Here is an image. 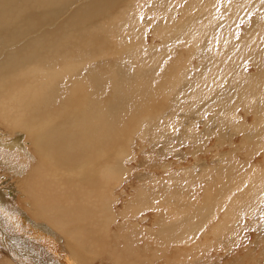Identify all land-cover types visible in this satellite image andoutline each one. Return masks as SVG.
Segmentation results:
<instances>
[{
  "label": "bare ground",
  "instance_id": "bare-ground-1",
  "mask_svg": "<svg viewBox=\"0 0 264 264\" xmlns=\"http://www.w3.org/2000/svg\"><path fill=\"white\" fill-rule=\"evenodd\" d=\"M169 109L187 121L188 135L200 122L203 135L223 141L227 132L240 134L231 153L250 144L264 151V0H0V163L32 157L23 151L26 139L38 161L18 186L26 202L0 194V221L17 236L0 232L16 257L0 264H92L108 255L112 264H213L214 194L201 196L171 174L162 187L146 179L138 205L128 209L153 210V222L140 218L133 230L132 219H123L115 189L124 186L123 163L134 147L163 143L159 122ZM238 111L257 118L248 123ZM224 165L230 169L213 171L214 190L242 188L241 207L253 206L255 196L264 200V161L247 173ZM127 183L133 192L134 174ZM28 240L40 245L35 256L16 249ZM44 248L53 253L45 262ZM246 256L264 264V250Z\"/></svg>",
  "mask_w": 264,
  "mask_h": 264
},
{
  "label": "rangeland",
  "instance_id": "rangeland-1",
  "mask_svg": "<svg viewBox=\"0 0 264 264\" xmlns=\"http://www.w3.org/2000/svg\"><path fill=\"white\" fill-rule=\"evenodd\" d=\"M246 24H247L246 20H244V23L242 22L239 24V28L243 32L247 31V29L249 28V24H247V26ZM229 31L232 32L231 27H229ZM193 62L192 64H195V60ZM254 68L255 66L252 63L250 62L246 63V69H248L246 71H248L249 73H254L255 72ZM168 101L165 104L167 108L170 107V104H169L170 102ZM165 110L166 109L164 108L160 110L159 113H164ZM238 112L240 115H244V112L243 113L242 111H238ZM174 115L176 114H174L173 110L169 109L166 111V114H165L167 118L162 119L159 122L160 129L163 130L165 134H167L164 140L163 139L160 140V142L162 141L163 143H156L158 141L156 138L154 143L153 141L151 142V147L144 146L142 151H138V149L134 147L133 149L134 156L130 158L129 161L126 160L123 163V169H124L123 173H125L124 176H126L125 179L123 177L124 186L115 188L116 191L119 190L121 192V194L119 195H120V202L124 204L123 219L125 218L132 219L131 228L133 230H136L135 225L136 223L140 222V218L150 217L153 222L154 219L152 216L154 212L151 209L145 208V210L139 213L133 214L134 208L139 203L138 202L139 198H137L135 193L139 187L146 186L147 184L146 179L152 178V180H156L155 181L156 185H158L157 183H159V186L162 187L164 186V184L161 183V181H164L163 179H165L170 174L172 176L175 175L177 176V179L179 181L185 180L186 183H189L191 187V191L193 188H196L198 190V193L201 196L202 195L207 196L209 194H211L212 196L214 194L213 200L211 199V201H213L214 217L210 219V221L213 220V264L215 262H220V261H217L218 259H216L217 256L215 255V253L217 251H218L217 252L218 254H222L223 260L224 261L226 260L225 262L224 261L220 262L222 264L223 263L233 264L235 260L239 258H241V264H250L248 261L249 257L246 256V254L248 252L249 253L253 251L259 252V251L264 250V240L262 239L264 238V234H263L264 233V200L263 199L258 200L255 196L253 206H250V208L241 207L240 204L244 202L245 194H247L246 191H244L242 188H235L233 185L229 186L228 189L226 186L224 188H221L219 184H218V189L214 190L215 183H213V178L216 173L213 174V171L214 169H216L214 172H216L217 170H221V169H225L228 171L230 168L224 165V162H229V163L236 164L239 169L241 168L240 172L247 173V171L255 163H258V162L262 163L264 161V151L256 150L255 147H257V145L250 144L246 148L244 147L245 149L243 150L238 151L237 149V152L235 151L234 153H231L232 150L234 149L236 150V148H234L236 145H230L229 143H234V144L237 142L239 143V141L241 140L240 134L238 135L233 134L232 136H230L229 133L227 132L226 134H224L225 141H223L219 135L218 136H215V134L210 135V136L203 135V133L206 130L205 125L198 122L193 127L194 133L191 135H188L187 130H186L187 121L185 122V124L179 123L177 122L178 118L174 117ZM209 115H210L209 113L208 115L205 114L206 117H209ZM244 116H246L245 120L248 121V123H251L253 120L255 121L257 118V115L254 116V114L252 113L245 114ZM166 122L169 124L167 125ZM170 123H173V125L169 126ZM157 132L160 134V130H157ZM260 132L261 130L257 131L258 136L261 135ZM0 135H1V138H3L2 134ZM19 136H20L19 142L22 143L24 138H22V134H19ZM26 142L28 143V146L25 147V144H24V148L27 151L25 149L23 151L31 153L32 157L28 158L25 156L18 155V156H13L10 158L13 161L7 158L5 159L6 162L4 164L0 163V194H6V193L12 192L10 193L11 197L13 196L12 198H14V200L16 199V201H19V202L20 201L26 202V196L23 193H21L22 191L19 190L18 186L19 185L23 186V184L26 183L27 180L31 179L34 173L32 170H36L34 167L37 166L38 164L37 157L35 156L34 152L32 153L31 151V149L33 148H32V144H30V140L26 139ZM166 144L168 145L169 148L165 146ZM135 156H137L139 159ZM15 157L17 158V160ZM9 160L11 163L9 162ZM19 162H22L20 164L24 166V169L22 168L24 171L22 169L21 170L18 169L16 164L17 163L19 164ZM25 163L27 165H25ZM10 164H12V168H10L11 167ZM196 165L201 166V167L198 168ZM16 167L19 170V172L16 169ZM183 167L184 168L193 167V168H190V169L187 168L188 170L186 171H188V173L183 175L179 173V171L182 172L181 169ZM192 169L193 171H191ZM126 173H129V174H126ZM132 174L135 175V183H133V185L136 187L133 192L131 191L129 187H127L128 178ZM235 174L240 175V173H235ZM20 182L22 183L18 184ZM150 188H153V187L150 186ZM230 188L231 190H229ZM123 189H125L124 192H122ZM23 198L25 199L23 200ZM205 198L208 199L207 197ZM5 199H7L6 196H5ZM222 199H225V200L222 201ZM168 202H170V200L167 201V204ZM205 202L208 204L207 201ZM134 205L136 206L128 209L129 206H134ZM218 206H220V208H218ZM174 207H180V206L172 205L171 209L173 210ZM227 209H229V211H226ZM19 212H20L19 210H16V213H19ZM230 213H232L231 217H229ZM236 213L238 215L235 217H232ZM159 216H161L163 219L168 221V216L166 215H159ZM119 220H122V218H118V220H116L117 224L120 223ZM226 221L229 224L228 226H225V223H227ZM114 224H115V220H114ZM219 224L220 225L223 224L221 228L218 227ZM157 225L158 224H156V222L152 224L151 227L153 231H156V229L157 230L159 229V225L158 226ZM219 229H223V230H219ZM12 230L13 229L9 225L4 224V221H0V232L6 238L9 239L10 236H11L10 238L17 237L15 236L16 234H14L15 232ZM218 235H222V236L218 237ZM141 236H146V233L142 231ZM232 236H234L236 239L234 240ZM193 237L195 236H191V238ZM225 239H226V242H225ZM218 241L219 242L222 241L220 242L221 244L218 243ZM229 242H232V243H229ZM36 246L39 247L40 245L28 240V241H22L19 245H17L18 248L16 249L18 250V253L20 254H25V253L29 254L30 251H32L34 254H31V253L30 254L32 256H35V254H37L36 253L37 249H35ZM218 246H219V250L217 248ZM158 248L162 249L159 246ZM150 249H151V246H149L148 250ZM163 250H167V249H163ZM41 252H42L41 254L39 253V257L42 258L44 262L45 260L47 261L49 257L53 258L52 251H49L44 248L41 250ZM61 252H63V250H61ZM223 252H225L224 253L225 255H223ZM100 255L107 256L108 254H100ZM13 256L14 255L12 254V252H10V250L7 247H5L4 240L0 237V261L6 258L14 259ZM108 257L103 258V259L96 258L95 260H93L92 264H112L110 260H108ZM14 260H16V257ZM18 264H25V263H18ZM31 264H40V263L38 260H36Z\"/></svg>",
  "mask_w": 264,
  "mask_h": 264
}]
</instances>
